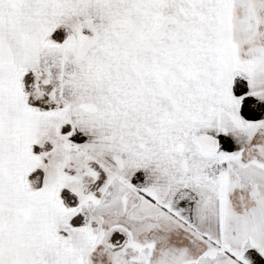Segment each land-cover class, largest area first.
<instances>
[{
    "label": "snow or ice",
    "instance_id": "snow-or-ice-1",
    "mask_svg": "<svg viewBox=\"0 0 264 264\" xmlns=\"http://www.w3.org/2000/svg\"><path fill=\"white\" fill-rule=\"evenodd\" d=\"M0 264H264V0H0Z\"/></svg>",
    "mask_w": 264,
    "mask_h": 264
}]
</instances>
